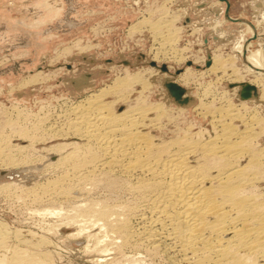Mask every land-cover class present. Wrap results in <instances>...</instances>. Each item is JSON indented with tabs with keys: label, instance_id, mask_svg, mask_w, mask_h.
<instances>
[{
	"label": "rangeland",
	"instance_id": "374dc122",
	"mask_svg": "<svg viewBox=\"0 0 264 264\" xmlns=\"http://www.w3.org/2000/svg\"><path fill=\"white\" fill-rule=\"evenodd\" d=\"M227 1L229 3L228 14L236 20H229L224 16L226 2L223 0L220 3L216 0H0V136L4 138L3 140H6L5 142L0 138V146L2 145L1 148L4 150L2 149L1 151H4V153L15 152L10 153V156L14 160L16 159V165L8 163V166L4 165L6 164V159H0V236L2 235L0 237V258L5 257L6 260H11L13 258L11 254L14 250L18 251L17 253L27 254L28 258L49 250L53 255L51 256L50 252V257L48 256V259L51 258V264H125L128 261L130 264H178L174 258L169 257V253L164 251L151 253L147 249H143L142 246L139 247L140 245L137 244L135 236L130 237L131 239L127 242L130 246L127 243H124V245L122 237L118 236V233H113L111 227H109L110 224L104 223L105 226H102L103 228L100 226L99 229L97 224L92 225L90 221L87 222L88 216L85 215V218L83 216L78 218V216L81 217V213L88 215L89 213H86L85 209L89 208L90 202L97 200L99 197L98 200L103 195L105 196L102 197L105 198L102 199L104 201L102 204L108 203L109 205L111 202L112 204L110 205H113V203L118 202V198H129L130 195L126 192L117 190L118 192L115 191L113 194L109 189H106L104 184H98L96 188V185L90 186L85 183L83 190L86 189L87 193L84 194L86 190L84 192L82 190V193H80L81 189L79 190L74 185L69 188L70 186L65 184L64 187L67 186L65 189L68 192L65 197L63 194L55 196L53 191V189L56 191L55 185L53 187H51V184L50 186L47 185L48 183L44 186L40 185L45 184L47 179L56 181L55 177H59L61 175L60 172L64 173V171L68 170V165L65 164L66 167L63 166V168L62 165H56L52 161L59 157L61 152L70 151L73 145H66L67 149L64 148L61 152L50 151V149H47L48 147L52 146L53 143L69 142V140L70 142H78L79 145L86 142L85 139H80L75 135L61 136L56 134L51 127L47 128V125H50L53 121L55 124L56 120L53 119H59L58 116L62 115L63 112L68 114L70 106L90 93H95L99 88L106 87V85H113V82L119 76V78H123L125 74L130 76L131 72L142 69H147L144 74L145 76L147 75L150 84L143 86L139 82H134L133 84V81L128 80L124 83L126 89L123 83L118 85V87L120 86L118 91L116 89L118 87H114L115 90L112 87L110 93L104 96V100H111L110 102H112L116 111L123 110L127 105H141L140 103L146 105L148 103V105L152 106L154 103L160 102L161 108L165 107V110L163 108V110L159 109L158 111L152 110L149 114L154 116V114L158 115L157 113L161 111L165 112L166 115L162 112V114L159 113V115L163 116H160V124L162 123V125L157 128L146 125V130L149 131L151 129L150 131H153L156 136L159 135L158 139L183 136L184 134H181L183 131L192 135H186L187 137L196 138L202 133V138H207L209 135L213 136L215 133H220L221 126L219 123L223 119L224 121L230 120L238 129H242L244 126L243 119L250 115L253 110L257 111V116L262 115L264 117V105L262 104L264 99L261 100L262 98L259 96L260 88L257 85V100L253 98L245 99L247 103L242 105L241 99L237 96L238 83L247 81L253 84L250 79L255 72L252 70L245 71L246 69L244 68H247V66L244 62L243 54L236 49L238 43L250 42V51L260 48L264 54V4L262 7H258L254 5L257 0ZM201 2H205V5L200 9H195V6ZM212 7L219 8L220 11L215 15L214 12L210 11ZM257 8L261 9L255 13ZM164 9L168 12V14L166 12L167 15ZM176 14H178L177 20L173 17ZM162 15L166 16L165 18H167L169 23ZM185 17H189L190 22H185ZM198 18L201 21L197 23ZM161 19L162 21L160 22ZM153 21L156 24L152 23ZM132 23H136V27L129 29ZM143 23L145 25H142ZM159 23L164 24L157 28ZM152 24H155L156 30ZM172 24L173 26L171 27ZM190 24L192 26L187 30L186 26ZM176 26L177 29L173 30ZM157 29L162 34L173 31L172 36H177L173 40L175 42L169 41L171 43H169V46L167 42L163 43L165 39L167 41L168 39L163 37ZM213 34L219 37L218 40L213 39ZM205 36H207L206 44L204 43ZM208 40L216 41L217 43L215 42L216 44L213 45V42L211 44ZM77 41L79 44L75 45L74 43ZM158 42L162 44L160 45ZM86 45L88 47L84 49L79 48V46ZM183 45L187 46L185 47V49L187 48L184 50L185 52L182 50ZM158 46H162V50L164 49L167 54H164V56L159 55L160 59L157 56L154 57L155 49L158 50L160 48ZM163 46L166 47L163 48ZM179 48H181L182 52ZM216 49L226 57L231 55L230 57L235 60L233 61L234 66L232 67L229 66L230 63H225L224 67L221 68L222 70L220 68L215 71L209 70L206 61L208 59L211 60L212 53L217 51ZM174 54H177L176 56L187 55L179 60ZM198 55L202 59L195 61L194 57H198ZM188 61L190 65L187 64ZM152 62L157 66L151 65ZM162 64L166 65V72L160 70ZM235 68H238L244 75L242 79L235 81L230 79L233 77L232 71ZM177 70L179 72L189 70L190 78H186V81L177 79V74H179V72L176 74ZM31 76L35 77L33 80L35 79L36 81H33ZM45 76L47 77L45 78ZM114 77L115 80L113 81ZM166 78L172 79L184 87L186 95L188 94L192 100L184 104L174 102L168 96L167 90L163 85V80ZM127 83H132L128 84L129 87L131 86L130 89L129 87L127 88ZM142 86L145 90H143ZM120 90L122 93L119 92ZM125 90L127 91L125 92ZM116 96H120L117 97L119 99ZM135 100L139 103L134 102ZM200 102L202 106L199 107L201 105ZM228 102L229 104L231 103V106L227 105ZM225 105L227 106L225 107ZM244 105L246 108H244ZM233 107L237 108L234 109ZM225 109L235 111L238 116L225 115V112H227ZM27 111L28 114H26ZM21 112L23 113L19 114ZM240 112L241 114L243 112V115H240ZM33 113H36V117ZM262 116L261 118L259 117L262 121H256V117H253L254 119L251 118L252 121L250 120V123L252 122L251 125L255 126L253 128L252 126H250L251 128L249 127V133L253 137L249 136L252 138H249L248 146H253L252 148L249 147L251 150L259 148L257 149L258 151L263 147L260 151L262 154H259L257 150L256 152L258 153L252 150L253 153L255 152L256 160L258 163L260 161L261 166L257 163L253 165V162L257 161L252 159L253 156H250V160H253H251L252 163L250 162L252 164L251 168H253L252 166L257 167H255L257 170L250 168L255 170L250 171L253 172V175L258 173V177L257 175L255 176V179L256 177L257 179L251 185H254L252 190L257 191V194L264 198V120ZM11 118H13V123H11ZM254 120L256 122H253ZM32 123H35V126L38 124V127H35ZM42 123H47L46 126L43 124L44 128H47L44 130H49V133H47L52 134L51 136H48L42 129ZM34 127L38 128L36 133ZM24 128L27 129L26 132L23 130ZM20 131L25 132L24 135ZM39 131L42 135L47 134L44 136L45 138ZM30 132L32 133L31 135ZM197 132L200 134L198 135ZM35 136H38V139ZM26 137L28 138L26 139ZM41 138L44 139V142L40 140ZM28 139L30 143L32 142L31 144H28ZM31 139L36 140L33 142ZM81 140H84V142ZM4 142L6 145L10 143L11 148L10 144L6 147ZM250 142L253 144H250ZM15 144H18V146ZM19 144H23L21 145L22 147ZM24 144L26 145L24 146ZM13 146L14 149H12ZM19 146L21 152H19L20 149L18 150ZM42 146H45V149ZM25 149L27 150L23 151ZM49 151L50 153H48ZM53 152H57L56 156ZM248 156L247 154L241 156L240 163L245 164L249 160ZM51 165L55 167L53 168ZM57 166L62 168L58 170ZM259 168L261 171H258ZM52 178L54 179L51 180ZM12 182L15 185H12ZM105 189L107 190L106 192ZM51 191L54 196L51 195ZM40 193L43 194L41 195ZM45 193L48 195L50 193L51 196L45 195ZM115 193L118 194V197ZM119 193H123V195ZM109 194H113V196ZM124 195L127 196L125 197ZM44 196H48V199ZM41 197H44V199ZM54 197H56V200H51ZM112 198L115 200H112ZM58 212L60 213L58 214ZM79 212L80 214H78ZM73 215L78 216L74 218ZM77 219L81 220L78 222ZM81 221H85V223H81ZM131 222L133 224L135 219H131ZM85 225L88 226L89 230ZM133 226L136 227V222ZM80 228H82V231L79 230ZM106 230L107 232L110 230L109 232H112V234L108 232L107 235ZM71 232L74 235H71L73 234ZM94 232L97 237L99 236L98 243ZM108 237L109 239H107ZM118 243L122 244L120 250ZM1 244H4V246ZM132 244L133 246H131ZM47 252L44 254H47ZM17 253L15 252L14 254ZM258 258L254 259H258L256 261L252 260L251 264H264V257L260 256Z\"/></svg>",
	"mask_w": 264,
	"mask_h": 264
},
{
	"label": "bare ground",
	"instance_id": "6f19581e",
	"mask_svg": "<svg viewBox=\"0 0 264 264\" xmlns=\"http://www.w3.org/2000/svg\"><path fill=\"white\" fill-rule=\"evenodd\" d=\"M216 1L220 3V1L222 0H216ZM166 12L167 11L165 10V14ZM175 16L173 15L174 19L177 20L178 14H176ZM165 17L166 16H163V18ZM165 19L167 20V18ZM161 21L162 19L160 20V22ZM152 23H155V21H153ZM164 23L166 24V22ZM164 23H161V24H164ZM167 23H169L168 20H167ZM155 24H152V25H154L153 27L156 30ZM161 24L159 23V27L157 28H160ZM142 25H145V24L143 23ZM172 26L173 24L171 25V27ZM135 27H136V23H132L129 26V29L135 28ZM248 28L250 27L248 26ZM174 29H177V26L176 28H173V30ZM158 31L160 33V30ZM160 34L165 38L167 37L168 41L165 39L163 43L167 42L168 46L171 44L169 41L172 42L177 37V36L175 37L172 36L173 31L171 33H164V34L160 33ZM159 38H162V37H159ZM74 44L78 45L79 42L77 41ZM250 45H251L250 42L238 43L236 45V49L240 51L241 54H243V59L247 66V68L246 67L244 68L246 69L245 71L252 70L255 72L253 73V77L250 79V81L255 86L257 85L260 88L259 96L262 98L261 100H263L264 99V77L262 76L264 75V54H263V50L260 48L250 51L249 49ZM86 47L88 46L87 45L79 46L80 49H84ZM165 47L163 46V48ZM185 47L187 46L183 45V48H184V49L182 48L183 51L187 49V48L185 49ZM158 48H159L158 50L155 49L154 57L155 56L158 57L159 55L164 56V54L166 53L164 49L162 50V46H158ZM179 49L181 51V48ZM186 55L184 56L186 57ZM184 56L182 54L176 57L179 60H181L184 58ZM230 56L226 57L222 55L220 51L218 50L214 51V53H212V57H211L210 63L208 64L207 68L209 70L211 69L214 71L219 68L220 70H222L221 68L224 67L225 63L227 64L230 63L229 66L233 67L234 66L233 61L235 60L234 58ZM158 59L160 58L158 57ZM201 59L202 57L200 55H198V57L197 56L194 57L195 61L201 60ZM146 70L147 69L145 70L142 69L140 71L131 72L130 76H127L125 74L126 77L122 76L123 78H119L120 76L119 77L117 76L119 79L117 78L116 80L114 77L113 81L114 80L115 81L113 82V85H110V86L106 85V87L99 88L97 92L95 93L94 92L90 94L88 93L89 95H87L86 97L82 98L81 100L77 101L76 103H74L72 106L69 107L68 114L63 112L64 114L62 113V115L58 116L59 117V119L57 118L58 120L53 119V120H56L55 124H54V121L52 123L49 122L50 125H47L48 126L47 128L51 127L54 133L59 134L61 136H66L69 134H71L72 136L75 135L76 137H79L80 139L81 138L85 139L86 142L82 145L81 144L79 145L78 142L77 143L70 142L69 140V142L63 141L57 144L53 143L52 146L48 147L47 149H50V151L54 150V151L61 152L63 151L64 148L67 149L66 145H73V148H71L70 151L61 152L60 155L58 154L59 157L53 159L52 161L53 163H56V165L57 164L62 165V167L63 166L66 167V165H68L67 166L68 170L66 171L62 170L64 171V173L60 172L61 175L59 177L55 175L56 181L53 180L54 178L51 179L53 181H49L47 179L49 182L46 180L45 184H40V185L44 186L46 185V183H48L47 185L49 186L51 184L52 185L51 187L55 185L56 191L53 189L55 196H61V194H63L65 197L67 196L66 193H68L65 189V187L67 188V186L64 187L65 184L69 185L70 186V187L68 186L69 188H71V186L73 185L76 186L77 188H79V190L81 189V192L79 191L80 193H82L83 188H85V183H88L90 186L96 185L95 186L96 188L98 184H104L106 189H109L111 193L113 194L117 190H120V192L121 191L126 192L128 195H130V197L127 198L126 197L127 195L126 196L124 195L126 197L125 199L118 198L119 200L121 199L123 200L122 201L118 200V202L113 203V205H110L112 204L111 202L109 205L107 202H105L107 204H104V203L102 204V202H104L102 199H105L102 197H105V196L101 195L102 197L100 200H98L100 198L99 197L97 200L90 202L89 208L85 209L86 213L88 212L89 214L87 215V214L81 213V217L77 215L78 218H82V216L85 218V215L88 216V218L86 217L87 222L90 221V224L92 225L97 224L99 226L98 227L99 229H100V226L101 228H103L102 226H105L104 223L110 224L109 227H111V230L113 231V233L114 232L118 233V236L120 235V237H122L123 242L122 241L121 242L123 244L129 242V239H131L130 237L135 236L137 238V244L140 245L139 247L142 246L143 249L145 248V250L147 249V251L151 253H160L161 251L169 253L170 254L169 257L174 258L178 264H251L252 260H254L255 258H258L260 256L264 257V200H263L264 198H261L259 196L260 194L259 195L257 194V191L254 190L256 192L255 193L252 190L253 189L252 187L254 185L251 186L254 180L257 179L258 173L257 174L254 173L253 175V172L251 171L257 170L256 169L257 167L255 166L256 167L255 168L254 166H252L253 168H255V170H251L253 168H251L252 164H250V162L252 163L254 159L256 160L257 157L255 155V152L259 148H257L256 150L253 148L252 150L253 151L255 150V152L253 153L252 150L249 149L250 146H248L249 138L251 139L253 137L249 133L250 132L249 127L252 126L251 125L252 122L250 123V120L251 118L256 117L257 119V120L255 119L256 121L258 122L262 121V119H260L262 115L257 116L256 115L257 111L253 110V112H251L250 115L248 116L246 115L247 117L244 116L245 119H243V121L241 120L244 124L242 129H238L235 126V124L230 122V120L224 121L223 119V121H220L219 123L221 126L220 127L221 130L219 129L220 133H215L213 136L209 135V137L207 138H202V133L201 135H199L200 133L198 134V132L197 134L199 136L196 134V136H198L196 138L187 137L186 135H191V134L189 133L187 134V132L183 131V133H181L182 135L184 134L183 136L181 135L176 136V137L174 136L169 139H164L162 137L163 139H158L157 137L159 135L156 136L153 131H150L151 129L149 128H148L149 131L146 130V127H147L146 125H150L151 127H154V128H157L160 125H162V123L160 124V118H161L160 116H162L161 115L162 113L166 115L165 112L161 111L162 113L159 112L161 113L160 115L159 113H157L158 115L154 114V116L149 114L150 111L152 110L158 111L159 109L163 108V107L161 108L159 104L160 102L154 103L152 106L148 105V103L146 105H142V103H140L141 105L137 104L135 106L127 105L126 106L127 108L124 107L125 109L123 108V110L116 111L113 108L112 102H110L111 100L110 101H106L107 99L104 100V96H106L107 93H110L112 87H113V90H115L114 87H118V85H121L123 83V86L125 88L124 83H126L128 80L133 81V84L134 82H139L143 86L150 84L149 83L150 80L147 78V75L145 76L144 74L146 73L145 72ZM189 70L187 71L183 70L179 72V74H177L178 75L177 79H182L183 81H186V78H190V75H191ZM126 73H129V72H126ZM232 73H233V77L230 79L234 81L238 79H242L244 77V75L242 74V72L238 70V68H235L232 71ZM39 76L41 75L39 74ZM31 77H32L31 78L32 80L33 78H35L33 76ZM46 77L47 76H45V78ZM33 81H36V80L34 79ZM128 84L130 85L132 83H127L126 84L127 88L129 87ZM123 86H122V90H123ZM237 86H239V84ZM119 87L116 88L117 91L119 90ZM143 90H145V88H143ZM126 91L127 90H125V92ZM119 92H121V90ZM184 95L185 97L188 96V94L186 95V91ZM117 97H120V96H116V98ZM126 97L128 98V96ZM142 98L141 100H143ZM134 102H138V101L135 100ZM134 102L133 104H135ZM244 103H247V100L241 99V104L243 105ZM228 104L229 102L227 103V105ZM230 104L229 106H231ZM227 105H225V107ZM200 106H202V103L201 105H199V107ZM244 108H246V106ZM25 111H26V108H25ZM49 111L51 112V110ZM225 111H227L225 112L226 113L225 115L230 114V115L238 116L235 111L226 110V109ZM23 112L19 114H22ZM26 114H28V111ZM35 115L36 113L34 114V116ZM240 115H243V112L242 114L240 112ZM47 116L46 118L48 119ZM12 119L13 118H11L12 122L10 121L11 123L14 122ZM255 120L253 122H256ZM263 120H264V117H263ZM30 121L32 122V120ZM39 122L41 123V121ZM43 124L44 123H42V125ZM46 124L44 125L46 126ZM44 125L42 126L43 130L46 128V127L44 128ZM30 126L32 125L30 124ZM254 126H252V128ZM35 127H38V124ZM36 129L38 130V128L34 129L35 133H36ZM23 130H25L26 132L27 129L24 128ZM259 130H262V129H259ZM48 131H45V132L47 133ZM20 132H22L23 135L25 133L23 131H20ZM54 133H53V136H54ZM258 133H255V134H258ZM31 134L32 133L30 132V135ZM46 135H42V136L44 137ZM49 135L50 134H48V136ZM249 136H252V137H249ZM37 137L35 136V138ZM0 138H2V140L4 139L2 136H0ZM27 138L28 137H26V139ZM33 138H34V135H33ZM2 140L1 142L3 141L6 142V140H3V141ZM34 140L32 141L35 142ZM40 140H43L44 142V139L41 138ZM28 142H29V139H28ZM82 142H84V140ZM31 143L29 142L28 144H31ZM250 144H253V143L250 142ZM15 145L18 146V144H15ZM25 145L26 144H24V146ZM48 145H51V144H48ZM1 146H0V159L7 160L6 164L4 165L6 166L8 163L16 165L15 163L16 159L14 160V158L10 156V153H15V152L11 151L10 153H4V151L3 152L1 151L3 149L1 148ZM14 146L12 149H14ZM20 146L18 150L20 149ZM30 147L32 146L30 145ZM42 147L44 148L45 146H42ZM252 147L253 146H251L250 148ZM10 148H11V144H10ZM262 148L263 147H261L259 151L257 150L259 154L261 153L260 151L262 150ZM26 150L27 149L23 151H26ZM50 151L48 153H50ZM19 152H21V149ZM55 154H57V152L54 153V155ZM246 154L249 155L247 157L249 160L247 159L248 161H246L245 164L243 163L241 164L240 158L241 156H244ZM250 156H253L252 158L253 160L251 159L252 161L250 160ZM42 157H44V155H42ZM254 163L260 164V161L259 163L258 161L253 162V165H255ZM52 165L51 167H53ZM61 168L58 167V170ZM260 168L258 169V171L260 170ZM256 175L257 177L255 179ZM12 185H15V183H13ZM106 189H105V192L107 191ZM85 190H83V192ZM51 193H52L51 195H53L52 191ZM86 193H87V190L85 191L84 194ZM56 194H60V195H56ZM113 194L111 195L109 194V195L113 196ZM115 194L118 197V194L117 193ZM121 194L123 195V193ZM45 195H48V194L45 193ZM48 196H44V197L48 199L47 198ZM88 196L90 197V195ZM44 197L43 198L41 197V198L44 199ZM52 198L51 200H56L55 199L56 197H54V199ZM112 200H115V199L112 198ZM47 211L51 212L50 210H47ZM59 213L60 212H58V214ZM78 214H80V212ZM77 216H74V218H76ZM133 218L135 219L136 227L133 226L135 222L133 224L131 222V219ZM80 220L81 219H79L78 222ZM81 223H85V221L83 222L81 221ZM92 225L90 226L92 227ZM85 226L88 228L89 223H88V226L87 225ZM79 230L82 231V228H80ZM105 232H107V230ZM108 232H107V235H108ZM109 233L112 234V232H109ZM95 234L96 233L94 232V236H96ZM71 235H74V233ZM0 237H2V235ZM89 237H92V236H89ZM98 237L96 236L97 243L99 241ZM107 239H109V237ZM133 244L131 246H133ZM1 245L4 246V244H1ZM121 245L122 244H119V250H120ZM127 245L130 246L129 243H127ZM14 251L16 253L18 252L16 250ZM14 251L11 254L13 255V258L10 256L12 258L11 260H6L5 257L4 258L2 257L0 258V264H51L50 262L51 258L48 259L50 257L49 253L51 252L49 250L48 252L43 251L44 253L47 252L48 255L40 252L43 255L39 254L36 256H32V257L29 256V258L27 254H23V253L21 254L20 252L17 254H14L15 253ZM50 254L51 256H53L52 252Z\"/></svg>",
	"mask_w": 264,
	"mask_h": 264
},
{
	"label": "water",
	"instance_id": "95a60500",
	"mask_svg": "<svg viewBox=\"0 0 264 264\" xmlns=\"http://www.w3.org/2000/svg\"><path fill=\"white\" fill-rule=\"evenodd\" d=\"M223 1L226 2V9L224 12V16L229 20H236L228 14V7H229L228 1L227 0H223ZM263 4H264V0H257L254 3V5L258 6V7L259 6L262 7ZM204 5H205V2H201L200 4L195 6V9H200ZM260 9L261 8L255 9V13H257ZM210 11L214 12V14L216 15L220 11V9L212 7V9ZM189 20H190L189 17H185V22H190ZM212 37L215 40H218V38H219L215 34H213ZM204 43L205 44L207 43V36H205V38H204ZM209 63H210V59H208L206 61V65H208ZM187 64L190 65V62L188 61ZM151 65L157 66L154 62H152ZM160 70L163 72H166L167 71L166 65L162 64L160 66ZM178 72H179V70L176 71V74ZM238 84H239V88L237 89V96L239 99H248L251 97H253V99H255V100L258 99V90H257L256 86H254L253 84H251L247 81H243V82L238 83ZM163 85L167 90L168 96L171 97L174 100V102H176L177 104L187 103L188 101L192 100V98L190 96L185 97L184 94H185L186 89L184 87H182L181 85H179L178 83H176L175 81H173L172 79H168V78L164 79ZM262 104L264 105V102H262Z\"/></svg>",
	"mask_w": 264,
	"mask_h": 264
},
{
	"label": "crops",
	"instance_id": "0c3cea01",
	"mask_svg": "<svg viewBox=\"0 0 264 264\" xmlns=\"http://www.w3.org/2000/svg\"><path fill=\"white\" fill-rule=\"evenodd\" d=\"M217 2H218V1H217ZM199 21H201V20L198 18V19H197V23H198ZM192 24H193V23H192ZM192 24L186 26V27H187V30L191 28ZM208 42H210L211 44H212V42H213V45L217 43L216 41H211V40H208ZM215 42H216V43H215Z\"/></svg>",
	"mask_w": 264,
	"mask_h": 264
}]
</instances>
